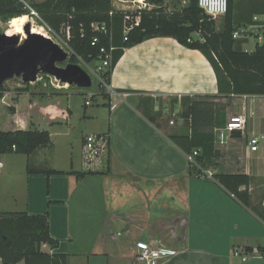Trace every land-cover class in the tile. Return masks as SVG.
<instances>
[{
  "label": "crops",
  "instance_id": "obj_1",
  "mask_svg": "<svg viewBox=\"0 0 264 264\" xmlns=\"http://www.w3.org/2000/svg\"><path fill=\"white\" fill-rule=\"evenodd\" d=\"M127 5L135 8L131 2ZM254 13L264 16V2L252 8L251 16ZM251 16L239 14L238 23L249 24ZM257 29L250 36L256 38L255 44L250 45V37L241 40L243 51L251 53L262 45ZM109 88L123 96L112 98L105 88L108 96L98 108L93 107L95 98L86 106L73 102L70 95L39 96L15 92L12 86L0 96V131H48L52 141L30 158L0 155V211L48 215L50 235L58 247L48 244L42 251L66 256V264H134L140 241H153L177 253L158 264H264V145L256 154L247 147L249 136L264 134V95L230 94L228 81L222 76L219 82L203 53L169 37L124 49ZM148 97L224 104L223 126L231 117L247 118L246 133H235L227 146L214 144L221 157L200 166L214 176H250L248 206L215 178L196 175L187 155L169 140L168 129L146 116L144 110L154 103L149 105ZM91 134L108 136L106 162L94 174L77 178L70 172L88 170L83 161L77 163L73 151L83 148ZM60 146L71 150L70 157L59 160ZM29 162L37 169L64 174H29ZM235 251L247 260L236 258Z\"/></svg>",
  "mask_w": 264,
  "mask_h": 264
},
{
  "label": "trees",
  "instance_id": "obj_2",
  "mask_svg": "<svg viewBox=\"0 0 264 264\" xmlns=\"http://www.w3.org/2000/svg\"><path fill=\"white\" fill-rule=\"evenodd\" d=\"M166 1L148 0L154 8L140 12L141 22L128 34L127 41H124L123 35L125 12L117 10L113 0H46L42 3H33L30 7L38 13L42 23L57 36L64 38L71 52L70 62L73 64L78 63L79 60L92 64L99 60L101 48L110 50L114 47L111 68L103 73V78L108 85H110L112 71L123 55L124 49L149 39L169 37L189 49L203 53L212 64L219 82L222 76L228 81L230 94L264 95V44H258L254 51L249 53L242 50L241 40L232 37L235 30L252 25V20L257 13L252 14L249 24L241 25L238 23V14L235 13V0H228V12L224 17L223 29L218 31L216 22L204 14L198 5V0H188L181 10L174 11L167 9ZM111 12L114 14L113 18L110 17ZM28 14L29 9L20 0H0L2 21ZM95 23L107 24L111 37L94 31ZM67 27L70 29L69 39L66 35ZM95 37L100 39L97 45H93ZM8 90L5 83L1 84L0 96ZM18 91L30 92V84L24 83V88H19ZM61 93V91H51L49 95ZM38 95H46V93L39 92ZM104 96L108 95L104 93ZM94 97L95 95L91 97L92 100ZM151 101L153 100L149 99L147 103L150 105ZM173 102V106H176L178 98H175ZM181 102L183 106L181 117L189 123V130L186 133L170 134L169 140L186 155L193 150H201L197 158L198 163L211 164L221 157V152L214 147L215 129L223 126L227 107L209 100L193 101L190 98H182ZM148 107L144 112L151 122L156 123L164 107L159 106V109L155 110L156 114L152 113L153 107L149 109ZM51 145V135L48 131H0V155L18 154L30 158L37 149ZM27 172L47 176L64 174L45 168L37 169L30 162L27 164ZM70 173L81 178L95 172ZM196 175L199 176V172H196ZM214 178L243 205H249L250 176L243 173H220ZM44 244H49L53 248L58 247V242L50 235L48 215L30 216L27 213L0 211L2 264L20 262L37 264V260L41 262L38 264H59V260L60 264H66V256L52 257L44 253L42 251Z\"/></svg>",
  "mask_w": 264,
  "mask_h": 264
},
{
  "label": "built area",
  "instance_id": "obj_3",
  "mask_svg": "<svg viewBox=\"0 0 264 264\" xmlns=\"http://www.w3.org/2000/svg\"><path fill=\"white\" fill-rule=\"evenodd\" d=\"M118 2L123 3L126 6L125 11L130 10L127 3L131 2L135 5L133 11L136 13L126 12L123 17V35L124 41H127L128 34L141 22L140 12L143 10L152 9V5L148 0H117ZM198 5L200 9L207 15L210 19L216 21L217 19L224 18L228 12V0H198ZM28 8V7H27ZM29 9L28 16L32 21L36 22V19L39 18L38 13L32 9ZM113 12L110 13V17L113 18ZM252 25L242 27L233 32L232 37L236 40H245L252 36V31L255 28H258L264 31V21L261 16H255L253 18ZM33 25V24H31ZM94 31L110 35L109 27L107 24H93ZM67 39L70 38V29L66 28ZM28 40V38L26 39ZM262 44H264V36L260 37ZM20 44H23V37L21 38ZM100 43V39L95 37L93 39V45ZM114 47H111L110 50L105 47L100 49L99 54V64L93 69L94 75L99 80L100 87H104L108 90V95L112 98H119L123 96L122 94L109 88V85L105 82L103 78V73L111 68L113 61V51ZM254 51V50H253ZM252 51V52H253ZM55 86V85H54ZM56 88L60 90H68L69 84L57 85ZM92 95L86 100L85 105L90 106L92 102ZM117 108V104H113L111 109L114 110ZM166 113L171 112L170 108L165 109ZM171 125H174V121H170ZM247 130V118L243 115H238L229 118L226 121V124L220 128L215 129V147H224L228 145V140L231 139L235 133H246ZM264 145V134H253L248 137L247 147L251 154H256L260 152L262 146ZM109 152V138L104 134H91L86 136L84 146H83V165L90 171L100 170L106 162V158ZM201 154V150H193L190 154L187 155V160L192 167H194L201 178L214 179V174L211 171L203 170V167L197 161V158ZM3 168V163L0 161V170ZM234 196V195H233ZM235 197V196H234ZM48 244H44L43 248H47ZM177 253L174 250L165 248L153 241H140L136 244V251L134 256V264H158L161 261L168 260L176 256ZM234 256L240 257L242 261H246L247 258L243 257L240 252L235 251Z\"/></svg>",
  "mask_w": 264,
  "mask_h": 264
},
{
  "label": "rangeland",
  "instance_id": "obj_4",
  "mask_svg": "<svg viewBox=\"0 0 264 264\" xmlns=\"http://www.w3.org/2000/svg\"><path fill=\"white\" fill-rule=\"evenodd\" d=\"M262 1L264 2V0H235V13L236 15L238 14H244L247 15L248 17L251 16V10L252 8H254L256 5L259 4V2ZM26 2V3H25ZM25 2H23L25 4L26 7H30L31 4L38 2V0H25ZM188 0H171V2L167 3V9L174 11V10H181L182 6H185V4H187ZM113 4L114 7L117 10L123 11V12H128V13H135L132 10H127L125 11V9L123 8V3L118 2L117 0H113ZM124 13V14H125ZM237 15V18H238ZM262 19L264 20V16L262 17ZM251 20V19H250ZM11 20L9 21H2L0 18V35L6 34V33H14V31L11 28ZM216 27L218 31H221L223 29V23H224V18H220L217 19L216 21ZM35 25H37L35 28H38L40 26H42L45 30L44 36L42 39H49L50 41L58 44L65 52H67L69 54V58H70V50L68 49V45L66 43V41L64 40V38L57 36L54 32H52L44 23H42L39 18L36 19ZM33 28L32 29V35H37V29ZM34 32V33H33ZM254 32H256L259 35H263V31L262 30H254ZM15 37L18 36L19 37V42L22 38L21 35H19V33H14ZM197 35H195L196 37ZM198 38V37H197ZM27 40H25L26 42ZM23 42V44L25 43ZM249 43L250 45H253L256 43V38L254 37H250L249 38ZM250 45L248 47H250ZM246 49H248L247 47H245ZM99 60L93 62L92 64H86L84 63L82 60H79L78 63L73 64L70 62V59H68L66 62L61 63V64H57L54 66H49V65H43V69H39V73L36 76V81L35 82H31V83H26L23 81V76H14L12 80L6 82L5 84L7 85L8 89L10 88V86H12V88H15L14 91L15 92H19V88H24V83L26 84H30V92L32 93H36L38 95L39 92H44V93H49L51 91H61L62 93L60 94L61 96H71L73 99V102L79 103H85L84 100L86 98H89L90 94L95 95V99L96 101H94L93 103V107L94 108H98L99 106L102 107V103H103V96H104V87H100L99 85V80L97 79V77L94 75L93 69H95L96 66H98L99 64ZM71 65H76L81 67L84 71H86L90 78L92 79L93 85L90 89H84L81 88L75 84H70V79L68 77H64L65 75H62V71L68 69ZM64 84H69V89L68 90H60L58 88H56L55 86H59V85H64ZM55 85V86H54ZM92 95V96H93ZM39 96H43V95H39ZM153 97H148V99H146V102H148L149 99L153 100L154 103L152 104V113L156 114L154 109L155 106H163V107H169L171 112L169 114L165 113L163 115V113L160 111V115L161 117L158 118V120H160L162 122V125L165 126L167 134H174V133H186L189 130V123H187L186 120H184V118L182 119V111H183V106H182V102L181 99L178 98V104H176V106H173V100H175V98H168V97H156L157 99H152ZM86 101V100H85ZM152 101V102H153ZM163 115V116H162ZM173 120L174 121V125H169V122ZM170 126L169 128L167 127V125ZM79 127V126H78ZM74 152V157L75 160H77V163L81 164L83 161V148H77L73 151ZM71 150L67 147V146H60L59 151H58V158L59 160H63L66 159V157H70ZM206 168V167H205ZM210 169V168H207Z\"/></svg>",
  "mask_w": 264,
  "mask_h": 264
},
{
  "label": "water",
  "instance_id": "obj_5",
  "mask_svg": "<svg viewBox=\"0 0 264 264\" xmlns=\"http://www.w3.org/2000/svg\"><path fill=\"white\" fill-rule=\"evenodd\" d=\"M30 36L24 44L19 43V37L0 35V85L16 76H23V81L31 83L36 81L39 69L43 65L54 66L66 62L69 54L58 44L49 39H42L44 45L40 46L32 35V25L25 27ZM64 77L70 79V84H75L84 89L93 85L89 74L81 67L71 65L62 71Z\"/></svg>",
  "mask_w": 264,
  "mask_h": 264
},
{
  "label": "bare ground",
  "instance_id": "obj_6",
  "mask_svg": "<svg viewBox=\"0 0 264 264\" xmlns=\"http://www.w3.org/2000/svg\"><path fill=\"white\" fill-rule=\"evenodd\" d=\"M10 23H11L10 25H11V28L14 31V33H19V35H21L23 37V42H25V40L27 38H29V36H30V34L27 31H25V27L28 24H33L32 29L37 26V25H35V21H32L28 15H24V16L19 17V18H14L11 20ZM35 29H37V35H34L33 37L35 38L36 42L38 44H40V46H42V45H44L42 38L45 37L44 36L45 30L42 26L35 28ZM14 33H7V36L15 37Z\"/></svg>",
  "mask_w": 264,
  "mask_h": 264
}]
</instances>
